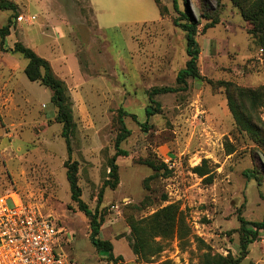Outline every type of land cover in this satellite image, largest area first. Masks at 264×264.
<instances>
[{"label":"rangeland","instance_id":"obj_1","mask_svg":"<svg viewBox=\"0 0 264 264\" xmlns=\"http://www.w3.org/2000/svg\"><path fill=\"white\" fill-rule=\"evenodd\" d=\"M6 1L17 12L0 11V29L11 22L10 35L0 37V197L17 193L52 216L65 229L61 247L75 264H203L206 253L238 256L239 216L264 218V151L236 125L225 83L264 86V53L233 1L177 0L198 23L201 77L189 79L186 91L156 95L161 112L149 118L152 89L177 87L188 60L186 34L174 24L186 20L175 0H159L164 16L154 0ZM18 43L46 59L67 86L71 157L80 164L82 199L92 210L115 154L119 111L136 115L125 117L131 135L122 144L128 156L117 159L119 185L107 188L100 204L101 238L113 243L121 261L108 260L89 240V219L72 201L52 91L28 79V60L11 51ZM258 117L263 125L264 105ZM151 160L166 163L171 175H155ZM204 160L215 172L212 183L193 171ZM171 204L190 233L156 237L162 251L141 260L131 247V222ZM242 264H264V232Z\"/></svg>","mask_w":264,"mask_h":264},{"label":"trees","instance_id":"obj_2","mask_svg":"<svg viewBox=\"0 0 264 264\" xmlns=\"http://www.w3.org/2000/svg\"><path fill=\"white\" fill-rule=\"evenodd\" d=\"M157 4L160 15L164 16V11L160 6L159 0H154ZM237 8L240 9L244 21L249 24L248 30L255 43L263 50L264 53V0H232ZM175 9L186 20L184 23L179 19L174 20L175 26L181 28L186 34V53L188 60L183 69L177 75V87H161L153 88L150 92V100L154 106L146 108L147 118L161 112V106L154 100L156 95H163L168 93H177L186 91L188 89L189 79H199L201 77L199 69V59L201 49L197 40L198 23L189 18L185 11H183L177 0L174 1ZM0 11H13L16 15L17 7L14 3L6 0L0 1ZM209 27L206 26L205 30ZM11 22L0 29V37L4 40L10 35ZM14 54H21L28 60L25 68V74L32 82H41L45 87L52 91L51 101L55 105L56 122L62 124V137L67 146L69 159L65 163L67 168V180L70 185L72 193V201H74L81 212H83L89 219L90 234L89 240L94 248L99 253H104L108 256V260L112 262L121 261V256L115 257L114 245L108 240L101 238V231L104 225V216L100 211V204L104 192L107 188L116 189L120 182L119 165L117 159L119 157L128 156V152L122 148V144L130 137L131 130L127 127L125 122L126 116H131L136 119V115L128 114L124 110H120L118 114L119 133L115 140V154L108 161V177L105 179L101 191L99 193V202L95 210H92L87 203L82 199L83 191L80 186L79 170L80 164L78 161L72 160V141L71 137L74 131L72 101L68 95V89L62 80L58 79L51 68L50 63L40 57L31 48L18 43L11 50ZM228 106L232 113L238 128L245 132L260 149L264 151V124L256 121L258 110L264 105V86L258 89L242 88L234 83H225ZM141 127L147 130V122L141 123ZM233 151V150H232ZM232 153V152H231ZM147 164L155 175L163 173L165 177L171 175L172 171L164 162L157 163L153 160L148 161ZM195 174L204 178L207 182L212 183L215 179V172L210 168L209 161L204 160L201 165L193 168ZM155 175L147 179V183ZM245 176L249 179H255L257 176L255 172L246 171ZM240 222V253L238 256L228 254L213 255L206 253L204 255L203 264H242L250 254V246L258 241L260 233L264 232V218L261 221H248L242 216H239ZM60 226V225H59ZM131 230L133 240L131 243L132 250L136 256L141 260H148L151 256L159 254L162 251V246L155 242L158 236L164 238H173L176 234L179 238H185L190 229L175 204L168 205L154 215L141 221L133 220L131 222ZM202 244L204 242L200 240Z\"/></svg>","mask_w":264,"mask_h":264},{"label":"built area","instance_id":"obj_3","mask_svg":"<svg viewBox=\"0 0 264 264\" xmlns=\"http://www.w3.org/2000/svg\"><path fill=\"white\" fill-rule=\"evenodd\" d=\"M64 233L17 193L0 197V264H75L61 247Z\"/></svg>","mask_w":264,"mask_h":264}]
</instances>
